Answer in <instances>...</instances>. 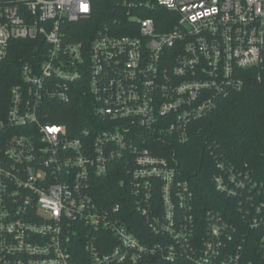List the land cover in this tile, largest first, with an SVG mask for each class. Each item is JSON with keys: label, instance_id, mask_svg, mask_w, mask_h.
Masks as SVG:
<instances>
[{"label": "built area", "instance_id": "built-area-1", "mask_svg": "<svg viewBox=\"0 0 264 264\" xmlns=\"http://www.w3.org/2000/svg\"><path fill=\"white\" fill-rule=\"evenodd\" d=\"M116 3L118 17L73 41L93 0H0V63L13 40L38 42L0 108V264H264V186L252 172L217 159L229 214L198 206L176 158L158 153L188 143L246 73L264 71V0ZM83 99L76 130L57 121ZM113 173L121 188L129 179L153 239L128 230L121 204L96 199Z\"/></svg>", "mask_w": 264, "mask_h": 264}, {"label": "trees", "instance_id": "trees-1", "mask_svg": "<svg viewBox=\"0 0 264 264\" xmlns=\"http://www.w3.org/2000/svg\"><path fill=\"white\" fill-rule=\"evenodd\" d=\"M116 0H93L91 18L78 25L72 36L73 41L92 38L93 34L114 18L118 17ZM147 14L143 17H155ZM157 17V16H156ZM158 22L162 18H157ZM127 19L117 24L126 32ZM38 42L32 40H13L9 54L0 63V108L6 109L9 89L19 83L22 64L34 59ZM89 101L86 99L74 103L73 108L60 107L58 122H73V129L85 122L89 114ZM89 108V109H88ZM3 112L0 110V117ZM71 128V129H72ZM72 129V130H73ZM158 152L175 157L178 162L180 179L186 182L196 196V204L209 209L228 207L229 214L235 212L232 201L215 191L212 182L217 173V159L238 164L243 170L251 171L254 179L264 186V71L246 73V86L240 93L234 94L222 102L218 109L193 125L188 143L177 141ZM122 176L113 173L99 183L95 196L101 204H121L120 215L125 218L128 230L139 238L153 239L149 226L135 209V199L128 186L121 188ZM233 216V215H232Z\"/></svg>", "mask_w": 264, "mask_h": 264}, {"label": "snow or ice", "instance_id": "snow-or-ice-1", "mask_svg": "<svg viewBox=\"0 0 264 264\" xmlns=\"http://www.w3.org/2000/svg\"><path fill=\"white\" fill-rule=\"evenodd\" d=\"M84 8H85V10H87V5L86 4L84 5Z\"/></svg>", "mask_w": 264, "mask_h": 264}]
</instances>
